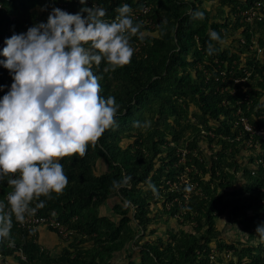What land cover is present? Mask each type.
<instances>
[{
  "label": "trees",
  "instance_id": "trees-1",
  "mask_svg": "<svg viewBox=\"0 0 264 264\" xmlns=\"http://www.w3.org/2000/svg\"><path fill=\"white\" fill-rule=\"evenodd\" d=\"M254 2L88 0L106 10L109 22L127 3L141 24L142 38L131 37L135 51L128 65L109 72L103 71L104 62L93 66L101 77L100 94L119 104L116 125L83 157L61 160L67 186L51 199L41 197V213L55 211L78 242L52 258L41 251L36 232H22L13 219L9 238L0 241L5 259L27 264L17 256L24 250L29 263L108 264L130 247L125 264H222L227 254L235 255L236 264L264 262L256 235L264 224V170L256 163L264 145L256 150L239 124L243 116L264 125V17L252 24L242 17ZM58 3L5 0L0 51L11 31H27L38 10L48 18ZM82 7L72 0L69 13ZM195 11L204 18L193 19ZM210 30L222 40L212 41L217 49L212 55L207 54ZM12 82L0 65V98ZM190 120L195 123L187 134L184 123ZM100 166L106 170L100 173ZM126 177L131 178L127 184ZM11 189L6 180L0 182V200L5 202ZM115 202L118 222L100 215L103 206ZM222 216L232 222L228 227L248 233L249 242L225 239L215 229ZM163 218L188 229L159 231L154 226ZM137 237L144 240L138 262L131 246Z\"/></svg>",
  "mask_w": 264,
  "mask_h": 264
},
{
  "label": "clouds",
  "instance_id": "clouds-1",
  "mask_svg": "<svg viewBox=\"0 0 264 264\" xmlns=\"http://www.w3.org/2000/svg\"><path fill=\"white\" fill-rule=\"evenodd\" d=\"M79 3L84 7L75 14L53 7L47 22L13 34L0 51L6 58L0 65L13 81L0 98V182L12 187L7 204L0 200V241L9 238L13 216L24 222L45 206L41 197L51 199L65 189L68 177L60 161L83 157L116 125L119 104L100 94L101 77L93 66L104 62L103 71L109 72L128 65L135 51L131 37L142 38L141 24L127 3L115 9L111 22L103 7ZM192 18L203 19L204 12L195 11ZM208 36L212 55L217 50L212 41L222 40L215 30ZM256 232L264 243V224Z\"/></svg>",
  "mask_w": 264,
  "mask_h": 264
},
{
  "label": "built area",
  "instance_id": "built-area-1",
  "mask_svg": "<svg viewBox=\"0 0 264 264\" xmlns=\"http://www.w3.org/2000/svg\"><path fill=\"white\" fill-rule=\"evenodd\" d=\"M4 1L5 0H0V12L3 11L4 9ZM52 1L54 3L59 1V3L56 4L55 7L60 8L69 13L70 1L72 0H52ZM94 4L95 3H88L87 7L91 8L93 7ZM147 10H145L144 12H147ZM242 17L243 20L249 24L254 23L256 20L261 21L262 18L264 17V0H255L252 8L243 12ZM25 32L26 31H22V32L11 31L10 36H12L13 34H19ZM239 124L243 128V132L250 136L251 141L249 143L253 144L254 145L253 147L256 150H259L260 146L264 145V125L257 126L251 123L246 117L243 116L239 117ZM261 155L262 156H259L257 158L256 163L264 170V151L262 152ZM11 191L12 189L9 191V193ZM261 192L264 194V186L262 187ZM6 197H5V203L7 204ZM34 205L35 202L33 203V206ZM13 219L16 224V227L22 232H30V231L36 232L40 228L49 229L50 231H54V233L63 241H68V242H70L71 239L75 236V231L70 227H68L65 223H63L59 219V216L55 211L52 212L51 214L45 215L41 213V209L39 208L36 210V212L30 215H26V218L22 223L17 222L14 216ZM41 251L44 250L41 249ZM17 256L21 262L27 264H35L34 262L29 263L28 255L24 252V250H20ZM0 262H3L4 264H19V262H17L14 259L11 258L5 259L1 254H0ZM261 264H264V262H262Z\"/></svg>",
  "mask_w": 264,
  "mask_h": 264
},
{
  "label": "rangeland",
  "instance_id": "rangeland-1",
  "mask_svg": "<svg viewBox=\"0 0 264 264\" xmlns=\"http://www.w3.org/2000/svg\"><path fill=\"white\" fill-rule=\"evenodd\" d=\"M36 13H37V16H36V19H35L36 24L40 23V22H47V19H48L47 15L43 11L38 10ZM231 29H234V26L233 27L231 26ZM230 42H231V40H230ZM225 44H227V42H225ZM194 123H195V120H190V121H187L186 123H184L186 130L189 132V133L186 132L187 134H192L193 128L191 126H193ZM105 170H106L105 167H103V166L99 167V172L100 173L105 171ZM192 189H195V186H192ZM116 203L117 202H115L114 204L110 203L109 205L103 206L101 208V210H100V215L108 217V218L112 219L115 222H118L120 218L118 216H116L114 214V211H113L114 207L116 206ZM118 203H120V202H118ZM229 224L232 225V222L228 220V216H222L221 218H219L217 220L215 229L217 231H221L222 232V236H224L225 239L229 238V239H234V240H240V241H243L245 243L249 240L248 239V233L243 231L242 228H239V226H237V225L228 227ZM154 228H158L159 231L161 229H163V230L169 229V231L170 230H175V231L184 230V231H187V229H188V228H184V227L179 226V224L175 220L170 219V218H163L162 221H160L159 223H157L154 226ZM45 230L50 231L49 229H45ZM40 233L43 234L42 231ZM158 233H160L161 235H164L162 232H158ZM50 234L53 235L56 238L55 241H58L57 245L52 246V247H44V246H41L39 243H38V245L40 247H42V249L44 251H46V252L48 251L49 255L52 258H55L58 255H60V253L63 251L64 248L70 247L71 244L78 242L77 240H75V238H74L75 236L71 239L70 242H68V241H63L61 238H59L57 235H55L53 233H50ZM143 234L144 233H141V236ZM42 236L43 235L40 236L41 237V239H40L41 241L43 240ZM158 237L155 236V238H153V239L156 240ZM162 237H164V236H162ZM146 238H149V237L146 236ZM254 240H256V239H252V241H254ZM143 242H144L143 238L139 239V237H137L135 239V241L133 242V244L131 245V246L134 247V260H136V262H138L140 260L139 253H138V251L140 250V248H139L140 246H138V245L140 243H143ZM258 243L261 244L260 246L264 247V243H262V242H258ZM129 249H130V247L122 250L109 263L110 264H125V263H127L128 260H129V258H128ZM226 257H227L226 258L227 260H225L222 264H236V262L238 261V259L235 258L234 254H227Z\"/></svg>",
  "mask_w": 264,
  "mask_h": 264
},
{
  "label": "crops",
  "instance_id": "crops-1",
  "mask_svg": "<svg viewBox=\"0 0 264 264\" xmlns=\"http://www.w3.org/2000/svg\"><path fill=\"white\" fill-rule=\"evenodd\" d=\"M43 232V234H41L40 232ZM50 233H53L52 231H48V230H45L44 228H40L36 231V235H37V239H38V243L41 245V246H44V247H52V246H55L58 244V241H55L56 238L51 235ZM55 234V233H53ZM41 235L43 240L41 241ZM56 235V234H55ZM42 249V247H41ZM0 264H4L3 262H0Z\"/></svg>",
  "mask_w": 264,
  "mask_h": 264
}]
</instances>
